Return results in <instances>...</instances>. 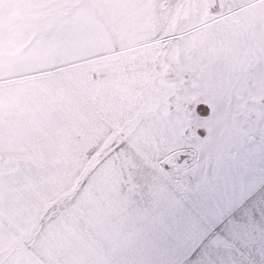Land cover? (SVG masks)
<instances>
[{
  "label": "snow or ice",
  "instance_id": "snow-or-ice-1",
  "mask_svg": "<svg viewBox=\"0 0 264 264\" xmlns=\"http://www.w3.org/2000/svg\"><path fill=\"white\" fill-rule=\"evenodd\" d=\"M0 264H264V0H0Z\"/></svg>",
  "mask_w": 264,
  "mask_h": 264
}]
</instances>
